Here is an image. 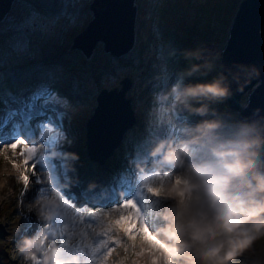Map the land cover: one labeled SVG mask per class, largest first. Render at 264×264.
I'll use <instances>...</instances> for the list:
<instances>
[{
	"label": "clouds",
	"instance_id": "9594fccd",
	"mask_svg": "<svg viewBox=\"0 0 264 264\" xmlns=\"http://www.w3.org/2000/svg\"><path fill=\"white\" fill-rule=\"evenodd\" d=\"M179 52L187 66L176 73L174 82L150 94L149 125L164 133L150 136L144 151L128 160L137 194L147 201L154 221L149 224L147 216L137 220L148 240L141 245L130 240L133 232L140 236L133 229L121 234L123 242L112 240L103 246L101 241L99 251L82 253L77 241L87 243L97 233L105 237L103 217L93 216L88 222L87 205L77 209L63 196L62 190L76 178L61 180L48 163L49 158L62 156L63 166L74 170L78 154L45 151L39 139L29 147L19 138L15 142L21 145L19 153L10 144L0 146V167L8 169L0 170V190L10 181L18 185L19 215H32L37 224L31 234L20 224L14 229V259L19 264H238L257 241L264 240V117L258 109L251 118H240L214 107L232 95L226 76L218 73L192 82L189 78L206 76L213 69V60L201 48ZM252 73L257 70L246 74ZM177 114L184 118L177 119ZM193 116L198 119L191 120ZM46 134L41 131L40 136ZM35 185L41 187L26 200ZM119 196L123 204L133 200L125 201L123 191ZM128 207L136 209L134 203ZM112 245L116 247L109 251ZM246 264H264V259Z\"/></svg>",
	"mask_w": 264,
	"mask_h": 264
},
{
	"label": "rangeland",
	"instance_id": "374dc122",
	"mask_svg": "<svg viewBox=\"0 0 264 264\" xmlns=\"http://www.w3.org/2000/svg\"><path fill=\"white\" fill-rule=\"evenodd\" d=\"M91 1L39 0L43 6L49 9L47 13L37 11L35 7L28 9L24 5L20 6L15 3L12 12L9 14L10 18L4 21L3 19L0 20L2 24L0 35H4L0 44V90L6 89L9 91L19 85L23 79L26 80L32 75L39 76V78L30 79L32 85L28 89L31 92L26 90L19 92L21 100L14 97V94L6 96L0 93V111H12L14 109L12 116L3 123H1L2 118H0V146L14 144L17 139L22 138L31 147L34 140H27L28 133L25 134L23 129L25 127H33L35 139H39L46 146L45 151L55 148L60 153L70 151L78 154L79 160L73 162L74 170L71 171L63 166L64 158L62 156L49 158L48 163L51 166L52 174L61 180H63L64 176H73L77 179L79 170L84 173V182L81 181L78 188L79 192H85L87 198H77L76 192L72 188L73 184L69 188L63 189L62 192L63 196L68 201H71L77 209H83L87 205V211L92 215L87 218L88 222H92L93 216L103 217L104 231H108L109 236L103 237L102 233H97L87 243L84 241L76 242V247H79L82 253L88 255L94 254L92 252L93 248L96 251L100 250L101 241H103V246H107L112 240L123 242L121 234L124 233V228L129 227L128 221L124 220L119 225H115L116 220H119L122 215L128 214L126 211H119L123 205V201L119 196V192L122 191L120 189L121 185L126 186L123 198H136L140 203L142 215L148 217L149 224L154 223L149 213L147 201L142 195L137 194L136 186L132 179L133 172L128 164V160L131 158L130 155H126V159L124 158L125 154L123 155L119 152L118 162L114 160V162L108 161V163L105 155L111 149L109 148L105 154L102 152L97 157H92L93 160H89L86 149L82 147V131L78 128L84 127L86 118L92 113L97 92L102 89H118V81L123 77H129L127 75L128 72L132 76L147 68L159 66L158 72L162 76L165 61H171L176 67L181 58L179 51H176L169 59H166L163 55L164 51H171L173 48V34H177L183 41L187 44L189 43L191 49L193 47L201 48L204 51L214 49V56L209 58L213 60V68L219 73L217 65L219 64L220 50L225 45L227 30L236 7L241 0H134L132 3L135 7L132 45L120 56L126 57L128 55L132 57L134 66H137L138 69L134 70L127 65V67L123 68L116 67L113 72H100V69L112 67L113 61L120 56L108 60V53L104 52L101 42L97 41L87 56L82 55L80 50H78L81 53L79 57L76 52H72V50L76 49H71L73 38L81 32L92 16L91 11L88 9ZM261 30H264V24ZM94 50H96L95 54H93ZM115 51L118 50L116 49ZM59 53H65L70 60L74 61L68 70L63 65L47 63V57ZM92 54V58L89 59ZM82 61L88 63L89 67L80 68L78 63ZM176 73L174 72L171 75L167 83L163 82V77H159L156 80L161 82L162 87H166L175 81ZM74 76H77L78 80ZM146 82L147 80L143 83ZM131 83L132 88L125 92V97L129 99L133 115L139 116L140 113L143 125L147 128L146 135L135 142L142 141L146 146L150 136L164 133L163 128L157 130L149 125L148 122L150 94L160 88L157 87L153 91H144L142 93L134 89L135 82ZM26 87L27 85L24 86V88ZM37 90L40 91V95L32 96L31 93H35L34 91ZM133 95L138 97V99H133ZM10 98H15V100H10ZM245 98L246 94L241 96V106L245 105ZM224 101L226 102V100ZM43 108L45 109L43 114H35L34 118L27 119L33 115L35 110H43ZM229 110L238 116L232 109ZM119 113L118 115H122ZM118 117L121 118L120 116ZM181 118H184L183 115L177 114V119ZM190 119L195 120L198 117L193 116ZM135 124L136 121L134 122ZM68 125L75 127L68 129ZM124 125L115 132L120 133ZM133 127H129L123 132V134L127 135L126 137L130 135V139L126 138L124 140V137L121 136L115 148L130 144L131 147H135L130 143L131 138L136 136ZM19 130H22V132L20 133ZM45 130L47 134L41 137V131ZM15 139L16 141H14ZM96 140L97 136L93 134L91 136V144L97 146ZM140 146L143 147V145ZM14 151L19 153L21 148L16 147ZM8 154L12 155V150H9ZM99 160H103L102 163H99ZM32 163L33 161H30L29 165L31 166ZM109 164H113L114 172L117 164L121 165L122 180L120 181L122 182L112 178L111 171L109 172L107 168ZM37 166L39 167V164ZM1 169L3 168L0 167ZM91 171L93 173H90ZM115 176L117 177L116 174ZM93 180H96V182L99 180L98 186L101 185L99 189L95 190L98 195L103 194L106 189L111 190L103 196L105 198L101 197L100 200L92 199L94 196L92 191L94 190L89 189L88 185ZM39 187L41 186H33L26 193L25 199H32ZM9 193L12 195L9 196ZM18 195L19 186L11 181L9 186L0 193V240L10 241L7 230L13 221H16V225L11 228L13 232L18 224L21 225L22 230L28 229L29 234L37 226L34 216L20 217L16 198ZM131 226L136 227L140 233L139 237L135 234L133 235L137 245H141L142 242L148 240L145 230L139 228L137 222H133ZM113 230L115 231L114 236L112 235ZM11 241L10 245L0 244L3 245L0 247V264H19L18 260L14 259L16 250L13 239ZM115 247L116 245H112L109 251L114 250ZM252 251L257 252L259 258L264 257V240L257 241L253 248L245 253L243 257L248 258ZM240 262L241 260L238 264Z\"/></svg>",
	"mask_w": 264,
	"mask_h": 264
},
{
	"label": "water",
	"instance_id": "95a60500",
	"mask_svg": "<svg viewBox=\"0 0 264 264\" xmlns=\"http://www.w3.org/2000/svg\"><path fill=\"white\" fill-rule=\"evenodd\" d=\"M11 1L0 0V20L8 12ZM133 1L92 0L88 6L92 16L81 32L73 38L71 49L80 50L82 55L87 56L94 44L99 41L103 45L104 52L108 53L111 58H117L125 53L132 45L133 40L135 16ZM263 24L264 0H241L227 30L225 45L219 54V64L217 65L219 73L226 76L232 92V95L226 99V104L240 118H251L257 109L259 115L264 117V34L261 30ZM117 25L122 26L126 40L118 51H114L107 44L109 42L108 32L110 27L114 28ZM104 26H106L104 33L93 36V31ZM87 35H90L91 38L84 45L83 39ZM252 68H255L257 73L246 74ZM118 85V89H102L95 96L96 104L84 126L88 155H90L88 152L89 134L91 137L93 134L92 128L99 124L101 120H104V113L110 104H117L115 109L120 111L119 114H124L123 116L127 119V122L107 155H110L111 151L117 146L124 130L131 127L135 122L129 99L125 97V92L131 86V79L123 77L118 81ZM244 94H246V103L241 106L240 98ZM102 161L99 160V163H102Z\"/></svg>",
	"mask_w": 264,
	"mask_h": 264
},
{
	"label": "trees",
	"instance_id": "16d2710c",
	"mask_svg": "<svg viewBox=\"0 0 264 264\" xmlns=\"http://www.w3.org/2000/svg\"><path fill=\"white\" fill-rule=\"evenodd\" d=\"M15 3H18L20 6L24 5L28 9H33L35 7V8H37V11H41L43 13H47L49 11V9H47L46 6H43L39 2V0H14L11 3V5H10V9L8 11L9 13L7 12L4 15L3 21L8 19V18H10L9 14L12 12V8H13V5ZM1 25L2 24L0 23V27H1ZM3 37H4V35H0V44L2 43V38ZM172 40H173V48H172V50L175 49V50L179 51V50H182V49H191L189 47V43L187 44L177 34H173L172 35ZM193 49H195V47H193ZM72 52H76L79 57L81 56V53L78 50H72ZM93 52H94L93 54H95L96 50H94ZM169 53H170L169 50L164 51L163 55H164V57L166 59L170 58L171 55H169ZM93 54L89 57V59L92 58ZM128 54H130V53H128ZM179 54H180V52H179ZM107 55H108V60H111L112 59V58H110L111 56L109 54H107ZM46 61H47V63L51 62V64L63 65L64 68H67V70L74 63V61L70 60L65 53L53 54V55L47 57ZM187 63L188 62L185 59H183L182 57L180 58V61L178 62L176 67H175V65L172 64L171 61H165L164 70H163L164 72H163L162 76H160L161 73L158 72L159 71V66H154V67H151V68H147L146 70L139 71V74L135 72L136 74L132 75V76H130L129 72H128L127 75L130 77L131 82H135L134 89H137L140 92L144 93V91H146V92L153 91L157 87L162 88L161 82H158V80H156V79L159 78V77H163V82L167 83L169 81V78H171V75L174 72H178L180 69L186 67ZM127 65H128V67L129 66L132 67L134 70L138 69L137 66H134L132 57L126 55V57L120 56L116 60H114L112 67H110V68H101L100 72H103V71L113 72L114 68H116V67L123 68V67H127ZM78 66L80 68L89 67V64L86 63L85 61H82V62L78 63ZM148 66H150V64H148ZM91 68L95 69L96 67H91ZM217 74H218V72L213 68L206 76H200L199 74H197V75H195V76H193V77H191L189 79L192 82H195L196 80H209V79L213 78L214 76H216ZM153 75H155V76H153ZM36 78H39V76L38 75H32V76L28 77V79H26V80L23 79V81H21V83L19 85H16V87L11 88L9 90L10 92L8 90H6V89H1L0 93L5 94L6 96L14 94L13 95L14 97L19 98L20 97L19 96V92L25 91V90L31 92V90L28 89V87L32 85V82H30V79H36ZM74 78L76 80H78L77 76H74ZM145 80H147V82L143 83ZM25 85H27L26 88H24ZM131 88H132V86H130L129 90H131ZM34 92L35 93H33V92L31 93L32 96H35V95L39 96L40 95V91L39 90L34 91ZM128 93H129V91L127 92V95H128ZM132 98L133 99H138V97H135L134 95L132 96ZM19 99L21 100V98H19ZM214 107H217L221 111H225L226 110V111L230 112V110L227 107V104H226L225 101L214 105ZM12 113H14V109L12 111H8V110L0 111V118H2L1 119V123H3L6 120V118L12 116ZM133 116H134V119L136 121V124L135 125L132 124L130 128H132L134 126L133 129L135 130V135L136 136H134V138H131L130 143H132V145L135 146L136 148L135 147H131L130 146L131 144L130 145H125V146L123 145V146H120L118 148H115L112 151V154L107 158V162L108 161L109 162H114V160H117V162H118V155H119L118 153L119 152H121L123 155L125 154L124 158H126V155H128V154L130 155V157H133L136 153H140V152L144 151V148L146 147L144 145V143L142 141H139V142H135V141L139 140V138H141V137L146 135L147 128L144 127V125H143L142 115L140 113H139V116H137V115L136 116L133 115ZM69 128L71 129L70 125H68V129ZM72 128H73V126H72ZM78 129H80L82 131V135H81L82 147L86 148V145H85L86 138H85V135H84V127H81V128H78ZM126 136H127L126 134L122 135V137H124V140L126 138L130 139V137H131L130 135H128L129 137H126ZM140 145H143V147H141ZM111 165H112V167H111ZM111 165L109 164L107 166V168H108L109 172L111 171L112 178L115 179V180H118L119 182H122V181H120V180H122L121 179L122 178L121 165L117 164V168H116L115 172L113 171V167H114L113 164H111ZM95 166H97V165H95ZM115 174L117 175V177L115 176ZM120 189H122V191L125 192L124 190L126 189V186L121 185ZM15 225H16V221H13L12 225L10 224L9 229L7 230L8 234H9L10 241H8V240H4V241L0 240V244L10 245L12 243L11 240H12V237H13V231H11V228L13 226H15ZM3 245H0V247L3 246ZM251 259H264V257L259 258V254L257 252H255V251H252V253L250 254V256L248 258H246V257H241L240 258V260H241L240 264H246V262L248 260H251Z\"/></svg>",
	"mask_w": 264,
	"mask_h": 264
},
{
	"label": "bare ground",
	"instance_id": "6f19581e",
	"mask_svg": "<svg viewBox=\"0 0 264 264\" xmlns=\"http://www.w3.org/2000/svg\"><path fill=\"white\" fill-rule=\"evenodd\" d=\"M118 22V21H117ZM107 26V25H106ZM106 26L104 27H100V29L96 30V31H93V36H96V35H99V34H102L105 32V28ZM110 27V26H109ZM108 27V28H109ZM121 27V28H120ZM107 31V29H106ZM124 30L122 29V26H119L117 25L116 27L112 28L110 27L109 29V34H108V46H111V48L115 51L116 49L119 50L121 48V46L124 44L125 42V36H124ZM91 35V34H90ZM90 35H87L85 37V39H83V42H84V45H86L89 41V39L91 38ZM93 38V37H92ZM86 42V43H85ZM205 54L208 55L209 57H212L214 56V49H207L205 50ZM122 55V54H121ZM10 92V91H9ZM117 104H110V106H108L106 108V111H105V115H104V120L100 121L99 124H96L95 127L92 128V132L93 134H95L97 136V140H96V144L97 146H95L94 144L92 145L91 144V137H90V134H89V140H88V146H89V154L88 155V158L89 160H93L92 157H97L100 153L104 152V154L107 152V150L109 148H112L113 147V144L116 143V140L117 138L119 137L120 133L119 132H115L118 128H120L122 125H124L126 123V119L123 115H118V113L120 112L119 110H116ZM119 109V108H118ZM19 112V110H18ZM45 112V109L43 108V110H35L33 112V115L30 117V118H27L28 120L32 119L35 117V114L36 115H41ZM16 116V115H15ZM118 116H120L121 118H119ZM26 118V117H25ZM180 118V117H179ZM19 120H21V118L18 117ZM17 119V120H18ZM183 119V118H181ZM20 122V121H19ZM28 122V121H27ZM10 123V122H9ZM7 125V124H6ZM4 127V126H3ZM21 127V126H20ZM143 128V127H142ZM126 130V129H125ZM124 130V131H125ZM140 131V130H139ZM19 132L21 133L22 130H19ZM24 132V131H23ZM113 132V133H112ZM26 134V130L24 132ZM112 133V134H111ZM92 134V135H93ZM108 134H111L109 136H107ZM23 136V135H21ZM25 136V135H24ZM111 136V137H110ZM122 136V134H121ZM120 136V138H121ZM122 144V143H121ZM117 147V146H116ZM115 149V148H114ZM113 149V150H114ZM140 149V148H139ZM112 150V151H113ZM111 151V153H112ZM91 156V157H90ZM110 155H105V158H106V161H107V158L109 157ZM98 168V167H97ZM3 171H7L8 169L6 168H3L1 169ZM71 171V170H70ZM81 170H79V174L77 173L78 177L77 179L75 180L76 182V185H73L72 188L74 189V191L76 192V197L77 198H84L87 196L85 195V192L84 193H81L79 192V186H80V183L78 182V180H80V182H84V173L80 172ZM93 171V170H92ZM90 172V173H93V172ZM73 172V171H72ZM88 174V173H87ZM62 176V175H61ZM107 177V176H106ZM76 178V177H75ZM101 178V177H100ZM103 180V179H102ZM99 181V180H98ZM98 181L96 182V180L92 181V183L95 184V187L94 188H91L93 192V197L92 199H96V200H100L101 197L105 196L107 193H109L111 190L109 189H106L104 190L103 194H99L101 196H99L95 190L99 189L101 185L98 186ZM104 181V180H103ZM110 183V181H109ZM90 189V188H89ZM117 189V188H116ZM4 190V189H3ZM3 190H0V193L3 192ZM69 190V189H68ZM101 190V189H100ZM70 191V190H69ZM89 191V190H88ZM108 197V196H107ZM111 197V196H110ZM105 198V197H103ZM91 199V200H92ZM93 201V200H92ZM99 202V201H98Z\"/></svg>",
	"mask_w": 264,
	"mask_h": 264
},
{
	"label": "snow or ice",
	"instance_id": "6c2138e0",
	"mask_svg": "<svg viewBox=\"0 0 264 264\" xmlns=\"http://www.w3.org/2000/svg\"><path fill=\"white\" fill-rule=\"evenodd\" d=\"M14 141H16V139ZM10 146L12 148H16V147L20 148L21 147V145L17 144V143L10 144ZM32 151L33 150L31 148L28 149V152H27L28 162L32 161ZM125 201H127V199H125ZM128 203H134L136 205V209L133 210L132 208L128 207ZM128 203L123 204L121 209H119V211H126L128 214L127 215H122L119 220L115 221V225H119L124 220L128 221L129 227H126V228L123 229V232L125 234H128V233L132 232L133 229H136V232H139L136 227H132L131 225L133 224V222H137L138 219L141 220V221L144 220V216L142 215V209L140 207L139 201L136 198H133V200L132 201H128ZM134 234L135 233L133 232L132 235H129L128 238L130 240L133 239V235ZM104 236L105 237L109 236V232L105 231L104 232ZM116 242L119 243L118 240H116Z\"/></svg>",
	"mask_w": 264,
	"mask_h": 264
}]
</instances>
